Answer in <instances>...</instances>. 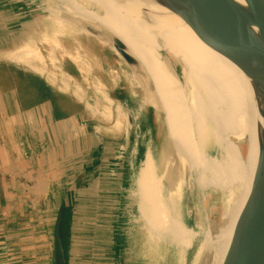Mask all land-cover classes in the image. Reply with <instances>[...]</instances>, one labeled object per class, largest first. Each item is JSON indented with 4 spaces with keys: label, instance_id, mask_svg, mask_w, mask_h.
<instances>
[{
    "label": "bare ground",
    "instance_id": "obj_1",
    "mask_svg": "<svg viewBox=\"0 0 264 264\" xmlns=\"http://www.w3.org/2000/svg\"><path fill=\"white\" fill-rule=\"evenodd\" d=\"M53 1L56 7L51 11L55 20L63 21L62 24L69 27L88 25L98 29L104 33L102 39L107 43H112L110 36L116 37L139 66L148 71L153 93L160 105L148 97L146 103L167 116L170 145L173 146L174 142V148H179L182 153L172 163L180 167L183 178L188 177L187 167L179 159L187 152L185 148L190 150L195 168L198 166L200 170L197 178L200 187L211 186L216 191L204 200L210 211L219 213L221 225L216 231L208 229L204 234L193 264H225L254 187L264 137V119L258 112L251 81L235 63L156 0ZM236 1L244 4L243 0ZM143 7L150 12L149 20L142 15ZM151 20L158 28H154ZM43 43L55 53L54 41L43 39ZM165 47H170L171 54L180 59L177 68L184 70V82L177 69H173L169 57L161 55ZM52 57L54 60V54ZM0 59L45 76L49 85L57 87L55 78L46 76V60L31 40L27 39L17 49L3 53ZM71 61L82 73L86 71L81 58L75 56ZM59 71L63 83L57 89L62 93L73 91L75 98L81 101L85 93L78 85L72 84V77ZM108 101L112 103L110 98ZM87 107L94 114L98 113V109ZM116 126L120 128L122 124ZM208 141L217 146V157L209 158L203 151V145ZM165 157L168 159L169 156ZM168 163L171 170L170 161ZM134 179H137L139 212L143 218L158 227L164 228V223L172 225L169 232L173 233L176 242L183 243L188 230L178 214L179 184L175 171L160 179L154 150H151L138 178ZM162 181L169 187L167 195H164Z\"/></svg>",
    "mask_w": 264,
    "mask_h": 264
},
{
    "label": "crops",
    "instance_id": "obj_2",
    "mask_svg": "<svg viewBox=\"0 0 264 264\" xmlns=\"http://www.w3.org/2000/svg\"><path fill=\"white\" fill-rule=\"evenodd\" d=\"M43 84L56 88L33 73L31 92L14 83L0 89V264H55V231L63 213L67 264H121L108 215L118 209L115 200L132 191L143 163L138 110L124 101L134 128L112 126L120 134L112 141L103 127L84 119L91 107L86 95L80 101L57 89L75 107L57 118ZM82 213L93 219L82 221Z\"/></svg>",
    "mask_w": 264,
    "mask_h": 264
},
{
    "label": "rangeland",
    "instance_id": "obj_3",
    "mask_svg": "<svg viewBox=\"0 0 264 264\" xmlns=\"http://www.w3.org/2000/svg\"><path fill=\"white\" fill-rule=\"evenodd\" d=\"M55 7L53 0L0 1V56L9 50L17 49L25 43V40H31L46 60V76L55 78L57 81V87L51 88L53 93L57 94H59L57 91L58 86L63 83L62 74L59 70L63 71V68L69 71L75 70L71 59L75 56L81 58V61L88 68H86L83 78L79 77L80 83L72 82V84L78 85L82 89L81 91L85 93L88 103L94 109H98L96 114L91 110L90 112L85 111L84 119L90 126L103 127V131L108 133V139L112 141H118L117 139L120 136V134L112 132L111 127L114 126L113 124L119 123V126L122 124L121 130L128 127L127 118H125L124 101L127 100V106L134 113L138 110L137 123L143 150V162L148 152L154 150L157 176L160 179H164L166 173L175 171L179 184V198H176V202L179 203L178 211L180 213L178 214L182 224L188 231L187 235H184L186 237L184 242L179 244V242L175 241L173 233L169 232L172 225L164 223V228L167 229L164 231L163 227H158L145 220L139 212L137 185L134 183V193L132 189V191L124 193L123 197H118L114 203L118 209L115 213L108 215L109 220L114 225L113 230L109 231L113 234V241L117 242V246L120 245L119 247L122 250L120 263L193 264L202 244L204 234L208 229L216 231L218 226L220 227L221 225L219 223V213L210 211V207L204 200L206 196H211L216 191L211 186L203 185V187H200L197 180L200 170L198 166L197 169L195 168L194 158L190 150L185 148L187 152L185 151L184 157L182 156L179 159V162L186 165L188 177L183 178L181 171H179L180 167L172 163L178 157V154L181 155L182 153H180L181 150L179 148H174V142H172L173 146L170 145L171 138L167 132V116L164 115V112L159 114L154 107L147 105V95L141 80L115 53L112 43H107L89 34L82 27H69L63 25V21L55 20L51 11ZM141 12L144 18L149 20L150 12L144 7ZM151 23L155 29L158 28L154 20H151ZM43 39L55 42L57 46L55 53L52 52L49 45L43 43ZM52 54H54V60ZM161 55L169 57L173 69H177L180 80L184 82V70L181 71L177 68V62H180V59L171 54V48L165 47ZM14 68L22 71L25 75L34 73L25 67L0 59V80H3L6 85L14 83L17 86L20 82L23 84L16 72L13 71ZM138 71L147 74L145 76L150 79L149 91L152 94L153 83L148 71L141 66ZM25 79L27 81V77ZM64 94L72 97L73 93L72 91H67ZM104 98L107 99L105 100ZM109 98L112 103H109ZM66 99L72 105L73 100L67 97ZM110 105L112 106L111 108ZM83 109V106H79L80 111L84 112ZM73 110L75 111V109ZM99 113H102V115ZM120 115L122 118H120ZM209 142L203 145V151L209 158L217 157V146L213 141ZM165 156H169V160ZM169 161L171 170L169 169V163L167 164ZM203 162L206 164V160ZM138 175L139 173L136 176L137 178ZM166 185L164 183V195H167V191H169L167 189L169 187H166ZM91 218L93 219V216L89 214H81L82 221L90 222ZM86 236L87 234H85Z\"/></svg>",
    "mask_w": 264,
    "mask_h": 264
},
{
    "label": "water",
    "instance_id": "obj_4",
    "mask_svg": "<svg viewBox=\"0 0 264 264\" xmlns=\"http://www.w3.org/2000/svg\"><path fill=\"white\" fill-rule=\"evenodd\" d=\"M243 1L244 4L236 0H156L243 71L252 83L257 109L264 119V0ZM81 27L103 40L102 31L88 25ZM110 40L115 53L141 80L148 99L160 105L149 91L150 79L137 70L138 61L119 39L110 36ZM126 118L132 130L134 120L128 111ZM61 224L60 216L55 231V264H67ZM225 264H264V137L254 187Z\"/></svg>",
    "mask_w": 264,
    "mask_h": 264
},
{
    "label": "trees",
    "instance_id": "obj_5",
    "mask_svg": "<svg viewBox=\"0 0 264 264\" xmlns=\"http://www.w3.org/2000/svg\"><path fill=\"white\" fill-rule=\"evenodd\" d=\"M14 72H16L17 76L19 79L22 80L23 84L20 82L18 83V86L19 88H21L24 92L28 93V92H31V89H29V79L31 78V75H25V73H23L22 71L18 70V69H13ZM65 71L75 77V78H79V74L77 73V71L73 70V71H69L65 68ZM27 77V81L25 78ZM27 82V83H26ZM3 86H6V83H4L3 80H0V89L3 87ZM43 89H46V92H42L43 94H45V98H47V100H49L53 106V109H54V113H55V116L57 118H61V117H67L69 116L70 114H72V112L74 111L73 109H75V107L71 104H69V100L66 99V97H62V96H59V94L57 93H53V91L50 89V87H45V85L43 84ZM65 213L61 214V218H62V224H61V237H62V240H63V245H64V248L66 247V229H65V223H64V220H65ZM65 251H66V248H65Z\"/></svg>",
    "mask_w": 264,
    "mask_h": 264
}]
</instances>
